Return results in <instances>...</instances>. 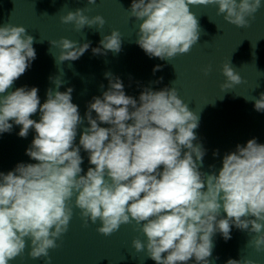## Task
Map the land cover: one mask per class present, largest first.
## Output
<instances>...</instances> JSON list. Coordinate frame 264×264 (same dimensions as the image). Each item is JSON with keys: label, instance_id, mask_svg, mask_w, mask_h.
I'll return each mask as SVG.
<instances>
[{"label": "clouds", "instance_id": "1", "mask_svg": "<svg viewBox=\"0 0 264 264\" xmlns=\"http://www.w3.org/2000/svg\"><path fill=\"white\" fill-rule=\"evenodd\" d=\"M189 5H218L217 14H223L225 21L246 28L247 18L254 17L262 2L132 0L130 17L142 21L136 43L150 58L170 61L188 53L198 42L199 24ZM85 11H68L61 22L73 24L77 31L86 26L97 31L104 27L102 16L89 18ZM33 42L23 26L0 27V94L36 58ZM49 43L61 50L56 57L60 62L78 60L90 47V42L80 45L68 38ZM100 45L104 52L101 47L93 48L94 55L118 54L121 33L111 31ZM209 71L204 69V74ZM221 72L226 78L222 91L243 82L230 63L223 64ZM105 75L109 88L88 104L85 117L89 127L80 134L79 146L74 142L84 121L72 102L73 88L54 93L49 89L42 105L36 87L0 95V133L12 130L9 121L22 126L18 133L22 138L34 128L36 136L26 155L37 161L0 173V264L21 256L28 241L32 259L44 257L50 262L49 250L58 247L56 241L67 232L72 219L69 201L74 195L84 225L99 220L97 231L104 236L121 225L134 221L141 226L143 222L139 230L146 243L136 238L132 247L137 253L146 252L156 264H187L192 258L196 264H209L213 236L219 232L225 241L231 239L233 225L248 231L252 235L249 245L264 252V144L253 138L246 146L237 145L235 152L223 157L218 175L203 173L205 150L193 143L199 117L189 110L176 88H145L138 103L125 94L118 77ZM54 82L59 88L61 81ZM254 100L255 110L264 111V93ZM38 110L39 122L30 118ZM81 147L94 166L85 175H81ZM221 211L226 217L218 219ZM226 264L254 262L229 259Z\"/></svg>", "mask_w": 264, "mask_h": 264}, {"label": "water", "instance_id": "2", "mask_svg": "<svg viewBox=\"0 0 264 264\" xmlns=\"http://www.w3.org/2000/svg\"><path fill=\"white\" fill-rule=\"evenodd\" d=\"M262 7L247 18L249 26L239 28L218 15V5H189L199 24V40L188 53L178 54L170 61L149 57L136 43L139 24L142 21L130 17L132 0H0V27L4 24L23 26L27 34L34 38L33 48L36 58L30 66L4 94L26 87L38 89L41 105L47 99L49 89L65 92L73 88L72 102L78 106L83 124L77 128L75 145L85 127H89L85 113L93 97H102L109 88L106 73L118 77L125 94L139 103V95L145 88L159 91L175 87L179 97L188 105L190 111L199 117V126L194 130L197 139L194 145H202L205 150L200 171L218 175L222 168L223 157L236 151L237 145L246 146L247 141L255 138L264 144V111L254 108L255 99L264 93V0ZM86 9L89 18L102 16L106 23L97 31L95 27H85L77 31L73 24H64L61 17L68 11ZM121 33L122 50L117 54H93L92 49L101 47L100 40L111 31ZM68 38L80 45L90 42L89 49L75 61L60 62L58 47H52L51 40ZM104 50L102 49V53ZM230 63L241 78L242 83L232 89L222 91L221 84L226 78L222 75V65ZM159 65V70L154 68ZM210 68L207 75L204 69ZM162 78V80L160 79ZM55 80H60L57 88ZM159 81V82H157ZM103 85V88H101ZM39 110L30 118L39 122ZM96 118V113H92ZM10 132L0 133V173L7 174L20 164L37 163L26 155L36 136L30 128L24 138L18 135L22 126L13 121ZM131 123V121H129ZM101 127H110L100 124ZM183 151H187L184 149ZM217 155H213V153ZM82 173L89 167V154L81 147ZM195 159V157H194ZM199 163V162H198ZM163 170L161 166L160 171ZM73 210L68 230L57 241L58 247L49 250L50 262L41 257L32 259L30 241L21 256L9 264H66L93 251L139 232L133 221L121 225L118 231L104 236L97 231L101 226L89 221L84 225L80 210L75 207V195L69 201Z\"/></svg>", "mask_w": 264, "mask_h": 264}]
</instances>
